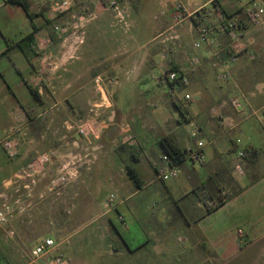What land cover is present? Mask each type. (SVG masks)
Masks as SVG:
<instances>
[{
  "label": "crops",
  "instance_id": "obj_1",
  "mask_svg": "<svg viewBox=\"0 0 264 264\" xmlns=\"http://www.w3.org/2000/svg\"><path fill=\"white\" fill-rule=\"evenodd\" d=\"M9 1L0 0V203L5 200L20 202L8 224L16 237L26 223L41 231V240L46 237L55 239L58 251L69 255L70 263L73 258V263H86L84 257L92 255L98 260L102 257L108 259V263L97 264H264V172L244 185L234 179L236 189H241L238 194L194 224L183 220L188 233V240L183 239L187 243L184 259L174 254L173 263H156L158 258L162 260L166 255L171 256L169 250L156 254L157 241L167 242L168 245L164 247L169 248V229L147 234L143 242L140 237L133 241L125 224L126 218L131 217L136 222L143 218L142 203H132V199L151 184L156 182V193L165 202L174 200L176 203L178 190L186 189L190 193L208 177L199 175L194 165L184 163L179 174L184 177V181L177 180L174 189L166 184L169 180L163 182L157 178V169L163 156L160 139L170 138L181 150L189 143L181 133L185 126L179 106L181 95L169 96L167 90L165 96L168 100L160 93L148 99L143 78L146 72L157 73V78L150 77L151 83L158 87L166 85L164 74L172 67L187 74V87L193 93V102L187 110L193 111L195 123L200 129L199 136L207 142L205 160L198 165L199 168L208 164V147L212 149L209 162L220 161L225 164L224 157L220 156L224 150L220 146L227 149L229 141H240L235 136L240 126L228 133L227 137L225 133L210 135L212 130L208 125L205 126L208 117H211L205 111L210 103L204 99L203 86L210 76L208 66L212 60V63L222 67L213 53L206 51L207 46L202 45L198 49L193 47L198 36L193 19L213 23L220 15L214 8L215 0H117L122 3L121 9L115 0H108V4L103 3V0H73L70 10L54 20L48 19L46 0H20V4ZM110 1L117 4L118 10L110 6ZM219 1L223 8L230 10L232 17L238 19L240 15L237 11L241 10L243 15V8L252 0ZM261 1L264 4V0ZM112 9L117 11V16ZM153 11L156 12L155 17L149 15ZM122 13H125V19ZM197 13L200 15L196 16ZM201 14H208V19L201 20ZM118 17L123 25L114 24ZM70 26L79 29H73L69 35L60 33L61 28L68 29ZM155 26L156 31L145 39L150 27ZM166 32H171L173 36L169 40L161 39ZM212 33V42L222 34L216 31ZM184 38L189 39L186 47L182 46ZM40 40L47 43L49 66L41 84L32 88L28 80L42 63L41 54L34 46ZM163 44L167 45L164 49L161 46ZM210 46L215 47V44ZM66 48L68 52L65 53L63 51ZM193 57L200 60L195 67L190 64ZM223 62L226 63V60L223 59ZM205 63L207 67H204ZM224 67L228 72L240 70L239 63H226ZM30 89H34L35 93L32 94ZM116 96H128V100H133L121 103L116 100ZM101 98L111 102L110 108L103 110L108 127L92 144L91 154L95 159L89 158L87 161L82 158V139L74 133L68 134L64 126L67 121L74 122L86 117L90 107ZM154 100L159 114L156 124L150 123L145 113L149 102ZM169 105L179 113L174 125H171L170 117L165 115L164 108L169 110ZM262 108L264 102L259 104L257 110ZM229 121L232 127L228 129H234L237 125ZM16 127L21 130L19 150L16 157L9 159L1 143L7 131ZM123 131L133 138V144L121 142ZM63 136H67V142L62 139ZM260 137L261 146H256V149H260L261 156L264 154V135ZM241 150L230 155L234 154V159L239 161L238 152ZM43 153L51 156L50 162L45 165L41 175L34 177V182L23 179L14 186L8 183L20 169ZM154 153L156 165L151 162L150 166L156 177L145 184L137 165L140 155L146 157ZM108 155L116 158L114 163H105L108 192L102 201L92 190L93 166ZM61 165L67 171L77 170L78 176L64 186L52 188L51 183L57 177ZM127 166L135 170L138 186L128 175ZM111 193L116 195L117 200L107 209L105 201ZM191 209L192 214L200 211L197 206ZM112 213L123 227V230L115 232L116 239L106 241L98 235L96 228H92L84 234L83 242L81 237L77 241L73 240L83 221H92L91 224L106 220L112 226ZM159 233L168 234L167 238L156 241L154 236ZM130 242L136 244L131 247ZM145 256L150 263H136ZM77 259L82 260L78 262ZM117 259L119 261L115 263Z\"/></svg>",
  "mask_w": 264,
  "mask_h": 264
},
{
  "label": "rangeland",
  "instance_id": "obj_2",
  "mask_svg": "<svg viewBox=\"0 0 264 264\" xmlns=\"http://www.w3.org/2000/svg\"><path fill=\"white\" fill-rule=\"evenodd\" d=\"M112 1H110L109 4ZM117 2H118L117 4L121 9L122 3H120L119 1ZM103 3L108 4V0H103ZM114 12H115V16H117V11ZM237 14L240 15L238 17V20H240L244 25H247L242 15V11L238 10ZM121 15L125 19L124 17L125 13H122ZM149 15L155 17L156 12L154 11L150 12ZM119 20L120 17L116 18L114 20L115 22L114 24L118 23V25L119 24L123 25V23L120 22L122 20L120 21ZM214 23L215 22H213L209 27V30L211 31L209 34L210 36L211 34H214L212 33L214 32V28H213L215 26L213 25ZM73 29L78 30L79 28L77 26L75 28L70 26L64 35L72 34ZM155 31H156V26L150 27L149 33L146 34L145 39H148L150 37V34H152V32L154 33ZM248 35L252 36L254 40V44L251 46V48L253 49L256 55V59L253 61H249L245 53L238 55L235 63L240 64V70L238 71L232 70L231 71L232 73L229 71L230 74L229 82H219L217 80V75L219 73L220 67L215 62L212 63L211 60L210 61L211 64H209L208 66L210 70V76L208 77L206 83L203 84V86H205L204 99L207 100V103H210V106L205 109L207 113L211 114V117L207 116L208 122L210 123L207 122V124H205V126L208 125L209 128L212 130V132L209 134L216 136L225 133L226 136L228 135V133L237 130L240 126V130L235 133V136H237L240 139V143L236 144L237 147L234 153L244 148L256 149L258 146H261L259 142L261 140L260 136L264 135V108L257 110L259 108V104L264 102V32L251 30ZM172 36L173 34L171 32H166L161 37V39L165 38L169 40V38ZM245 38L246 37L243 38V41L245 40ZM216 39H217L216 41L219 42L220 47L228 43V38L226 37V35L221 34V36H217ZM168 40H166V43ZM182 41H183L182 46L186 47L189 39L184 38ZM161 46L162 49H164V46L167 45L163 44ZM215 50L217 51L218 49H216L213 46L206 47V51L209 53H213V51ZM63 52L65 53L68 52L67 48ZM220 57L222 59L226 58L223 53L221 54ZM204 67H207V63L204 64ZM150 76H156V78L158 77L157 73L156 72L153 73L152 71L151 73L146 72V74L144 75L143 78L146 81L145 83L146 97L148 99L155 98L156 93H160L165 97V99H167L165 96L168 90L167 86L166 85L159 87L156 86L155 84L151 83L152 79ZM231 77H232V81H231ZM186 92H188L190 95L193 96V93L189 90V87H187ZM237 97L242 98L241 101L245 107L244 110L245 113L243 114L237 113L230 106V100ZM116 100H118L121 103H126V102L129 103L133 99L128 100V96L127 98L125 96H120V97L116 96ZM172 101L176 102V100H172ZM190 104L184 107V109L187 110ZM164 109H165V115L170 117L171 125L172 124L174 125L175 122L177 123L179 113L175 111V109L172 108V106L170 107V105H169V110L166 107ZM180 109H183V107L180 106ZM203 110L204 109H202V111ZM251 110L255 113L248 118V115L250 114V112H252ZM156 111H157L156 100L149 102L148 107H146L145 109V113L146 116L150 118V123L156 124V117L159 116V114ZM188 113L195 122L196 120L193 116V111ZM223 119H227V123L230 120L232 121L233 124L235 123L237 126L234 129L229 130L230 129L229 127H231L230 125L229 126L220 125L222 124L221 122ZM181 130L184 139H188L189 144L187 146L193 147L194 140L189 138L186 132L187 131L186 125L183 126ZM226 137H224L223 139L225 140ZM227 144H228L227 149H224L222 147L223 145L220 146L221 149L224 150L222 152V155L220 156L224 157L226 161L225 164H221L220 161H217L215 163L209 162L212 159V149L208 147L206 150V160L208 161V164H206L202 168H199L198 165H194V167L198 170L199 175L209 176V177L211 176L213 177L214 181L217 183H219L218 181L219 176L223 175V179L225 181L224 183L218 186L219 196H223V197L225 196L228 197V195L233 194L235 192L236 185L233 181L234 179L240 185H244L249 180H252L260 176L264 172V154H262L261 156L259 154V157L255 162V164L253 165L248 164L242 159L239 161L236 160V158L234 159L235 155L233 154V156H231L230 155L231 153H229V148L232 142L229 141V143ZM262 146L264 149V144ZM115 158L116 156H112V155H108L106 158L102 157L93 166L94 181H93L92 190L95 193V196L102 201L104 200V197L108 192V187L105 183V173H104L106 168L105 163L107 162L114 163ZM151 162H153L154 165H156V153H154L153 156L146 155V157L140 155V161L139 164L137 165V169L140 175L142 176V179L144 180L145 184H149L156 177L155 172L150 166ZM237 165L242 169L243 175H237V173L234 172V168ZM221 172L224 173L221 174ZM178 178L179 179L177 178L171 179L168 182H166V184L169 185L172 189H174L175 187L174 184L177 180L184 181V177L182 175L178 176ZM178 191H179L178 195L175 198L177 204L174 203V200L173 201L170 200V202L167 203V201L165 202V200H163L156 193V182L151 184V186L145 188L141 193H139L138 196L132 199V203H137V202L142 203V209L144 210L143 218H141L138 222H136L131 217L125 219L128 235L130 238H132L133 241H137L138 237H140V239H142L143 242V240H146L147 234L149 235L150 233H156V232L158 233V230L160 229L170 230V232H167L169 234L171 233L168 238H167L168 234L165 235L164 233L162 235L159 233V235H155L154 238L156 239V241L159 240L160 238L170 239L171 243L169 248L164 247L165 245H168L167 242L165 243H159L158 241L156 242V254L164 253L165 250L166 252H168L169 250V254L172 256V260H171V256L166 255V257L162 260L161 258H158L159 261L157 260L156 263H168V262L173 263L174 254L178 255V257L182 256V259H184L185 257L184 250L185 247L187 246V243H184L183 239L188 240V233L185 230L184 222L181 219V214L180 212L178 213V207H180L183 211H185L187 217L190 216V218L188 217L189 220H193L194 218H196V216L199 213H201V211H203L204 208L203 203L206 201L204 195L201 194L202 202L192 204L189 198V190L188 192L186 191V189H180ZM212 195H214V193H212ZM194 201L197 202V200ZM185 205L189 210H186ZM192 206H197L200 209V211H194L192 214L190 212V210H192L191 209ZM110 218L114 225V226L112 225L113 227L111 225H108L106 220L95 221L91 224L90 222L92 221H83V223H80L81 224L80 228L78 229L77 234L75 235L73 240L77 241V239L81 237V242H83L82 238L85 236L84 234L86 233V231L92 228H96L98 235L103 236V239L106 241H109V239L111 240L116 239L115 232L123 230L122 229L123 227L121 226V221L117 220L114 213L111 214ZM24 225L25 226L22 227L18 238L16 237L15 234L13 237H9L6 233V229L8 228H6L5 230H0V264H32L28 258L29 251L35 243L41 240L42 235L39 234L41 231L35 230L33 227L27 226L26 223H24ZM82 244L83 243H81V246ZM134 244L136 243L130 242L129 245L133 247ZM60 252L69 259V255H67L64 251H60ZM73 259L71 260V264H97L104 262L108 263L107 261L108 259H105V257H102L100 260H98L95 259L94 256L92 255L84 257L83 261H85L86 263H73L72 262ZM80 260L82 259H77L78 262H80ZM117 261H119V259H117L115 263H117ZM136 263H150V262L148 261V258L145 256L144 258H140L139 261H137ZM183 263H189V262L185 261ZM223 264H232V263H223Z\"/></svg>",
  "mask_w": 264,
  "mask_h": 264
},
{
  "label": "built area",
  "instance_id": "obj_3",
  "mask_svg": "<svg viewBox=\"0 0 264 264\" xmlns=\"http://www.w3.org/2000/svg\"><path fill=\"white\" fill-rule=\"evenodd\" d=\"M46 1L48 2V19L50 20H54L58 15L67 12L73 5V0ZM229 1L235 2L236 0ZM110 6H112L114 10H118L117 4L115 2H111ZM243 15L247 25H244L235 17L227 19L225 17H221L220 15L214 21V31L222 33L228 38V43L222 45L221 47L218 41L212 42L210 39L209 34L211 31L209 30V27L212 24L211 22L206 21L205 23H202L196 27L198 36L197 40L193 43V47L198 49L202 45L210 46L211 44H215V48L218 49L217 51L215 50L213 52V57L218 59L222 67L220 68L217 75V80L220 82L230 81V74L224 66L226 63H235L238 55L245 53L249 61L256 59V55L251 48V46L254 44V40L252 36L248 34L251 30L264 32V4L261 0H252L243 8ZM54 29L56 30L57 27ZM67 30V28H61L59 31L64 35ZM244 37L246 38L243 41ZM34 46L37 49V52L41 54L42 63L35 74H33L28 80V85L32 88H35L41 84L43 74L49 66L47 43L40 40ZM222 53L226 57V63H224L223 59L220 57ZM199 63L200 60L196 57L190 59V64L193 67L199 65ZM164 81L167 85L169 96L181 95L179 105L183 107V109H181L182 120L187 127V134L189 138L194 140V146H186L184 149H182L181 162L179 163L171 162L166 156L161 157V165L157 169V178L163 182L177 178L181 172V166L184 163H189L192 165L203 164L205 160L204 150L207 145V142L201 139L199 136L200 129L198 125L191 118L187 110L184 109V107L193 102L192 95L185 92V89L189 84L187 74L184 71L178 69L166 70L164 74ZM241 100L242 98L238 97L231 99L230 106L237 113L243 114L245 113V107ZM110 106L111 102L107 98H101L90 107L86 117L74 122H65L64 129L67 131V133H74L82 139L84 143V146L81 148L82 158L86 159L87 161L89 160V157L92 158V160L95 159V156L91 154L93 150L92 144L94 141L99 139L101 134L108 127L106 119L103 115V110L110 108ZM252 114H254V112H250L248 117ZM221 123L222 125L226 126L230 125L227 123V119H223ZM20 134L21 130L19 128H11L7 131V134L2 140L1 146L5 155L9 159H13L18 154ZM122 134V143L133 144V138L131 136L124 134V131ZM62 139L67 142V136H63ZM239 142V140H236V144ZM50 157L51 156L46 153L37 155L28 165L20 169L12 177V179L8 181V183L14 186L23 179H31V181L34 182V177L41 175L44 172L45 165L50 162ZM238 158L241 159V151L238 152ZM234 172L237 173V175H243L242 169L238 165L235 166ZM77 176V170L70 169L67 171L66 167L61 165L57 177L51 183V187L55 188L64 186L73 178H77ZM116 200V195L112 193L109 194L105 201V207L109 209L115 204ZM19 206V200L13 202H8L5 200L0 203V230H5L8 228V224ZM6 233L9 237L14 236V231L10 230L9 228L6 229ZM28 258L32 264H71L70 260L58 251V243L51 237H46L33 246L29 251Z\"/></svg>",
  "mask_w": 264,
  "mask_h": 264
},
{
  "label": "trees",
  "instance_id": "obj_4",
  "mask_svg": "<svg viewBox=\"0 0 264 264\" xmlns=\"http://www.w3.org/2000/svg\"><path fill=\"white\" fill-rule=\"evenodd\" d=\"M12 4H20V0H10L9 1ZM213 5L217 13H220L221 17H225L227 19L231 18L232 13L230 12L229 9L223 8V6L220 5L219 0L213 1ZM209 14V13H208ZM208 14L203 15L201 14L200 19L201 20H206L208 19ZM200 15L199 13L196 14ZM194 25L198 27L201 25L203 22L197 21L196 19H193ZM172 70H177L175 67H172ZM31 93L34 94L35 91L34 89H30ZM160 146L162 150L163 156H166L171 162L173 163H179L181 162V157H182V150L178 147H176L170 138L168 137H163L160 139ZM236 143L232 142L230 148H229V153H234L236 151ZM260 154V149H255V148H244L241 150V159L245 161L248 164H255L257 161L258 157ZM225 170V169H224ZM223 170V171H224ZM126 171L130 178L134 181L135 185H139V180L136 176L135 170L132 167H126ZM228 171V170H227ZM224 172H221V174ZM229 173V172H228ZM231 180V179H230ZM219 183L215 182L213 177H207L204 182L199 183L196 185L191 192L189 193V198L192 204L202 202V195L206 198V201L203 203V212L199 213L195 219L189 220V216L187 217L185 211H183L180 207H178V213L180 212L182 220H184L186 223H196L201 217L205 216L206 214L212 212L213 210L217 209L220 207L222 204H224L227 200H229L231 197L234 195L238 194L241 189H236L233 194L228 195V197H223L219 196V188L218 186L222 183H224L223 175L219 176L218 179ZM232 185V184H231ZM230 187V186H229ZM214 193V195H212ZM194 200H197L195 202ZM193 201V202H192ZM190 205V204H189ZM189 207V206H188ZM194 207V206H193ZM186 210H189L187 206L185 205Z\"/></svg>",
  "mask_w": 264,
  "mask_h": 264
}]
</instances>
